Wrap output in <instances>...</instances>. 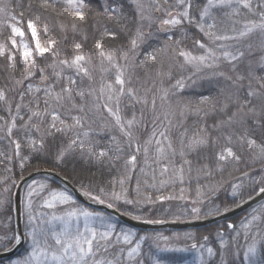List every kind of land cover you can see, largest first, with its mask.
<instances>
[{
  "label": "trees",
  "instance_id": "1",
  "mask_svg": "<svg viewBox=\"0 0 264 264\" xmlns=\"http://www.w3.org/2000/svg\"><path fill=\"white\" fill-rule=\"evenodd\" d=\"M48 4L0 0V44L6 48L0 55V91L4 94L0 99V251L16 239V186L26 174L39 169L59 172L96 201L144 222L208 218L242 204L264 188V68L251 75L246 72L242 80L227 81L230 87L226 88L216 80V66L205 68L206 79H199L201 74L195 75L187 59L205 54L204 44L214 35L212 27L201 28L207 0H152L149 20L135 0H76L72 4L48 0ZM77 12L83 14V21ZM156 12L162 18L178 15L183 21L164 32ZM29 20L41 47L50 49L43 55L35 53L34 65L26 64L11 43L20 39L11 32L10 25H14L33 44ZM134 50L121 68L125 87L134 95L120 98L118 125L103 107L111 105L106 85L115 82L114 73L95 69L90 77L67 67L78 56L98 59ZM10 55L15 59L9 60ZM192 76L197 80H191ZM74 79L76 83H70ZM192 82L196 84L190 86ZM65 88L72 90L71 101L66 98L58 105L53 97ZM53 109L59 112L55 121ZM37 112L40 115L34 116ZM129 120H133L131 128ZM35 181L47 182L37 198L36 212L47 193L64 188L49 178ZM72 199L54 213L78 207L97 211ZM26 200L25 188V234L31 221ZM263 208L264 201L234 218L196 229L140 232L152 236L191 232L195 246L212 250L203 264H248L245 254L254 242L260 243L264 258ZM254 215H260L259 220L244 230ZM41 240L48 242L50 237ZM131 249L132 244L123 243L116 231L105 248L94 246L96 255L87 264L96 260L155 264L154 248L148 242L137 253Z\"/></svg>",
  "mask_w": 264,
  "mask_h": 264
},
{
  "label": "rangeland",
  "instance_id": "2",
  "mask_svg": "<svg viewBox=\"0 0 264 264\" xmlns=\"http://www.w3.org/2000/svg\"><path fill=\"white\" fill-rule=\"evenodd\" d=\"M153 1L155 2L156 0ZM254 1L256 0H231L230 5H220L218 0H213L215 6L209 7L207 0L202 13L201 28L212 27L214 35L210 37L208 43L204 44L205 54L190 55L187 58L192 63L195 75L201 74L199 79H206L208 73H205V68L216 66V80H221L225 87L229 88L227 81L242 80L246 77V72L251 75L255 70L264 68V28L259 27L264 25V0L258 6L253 7L252 3ZM75 2L76 0H73V3ZM135 2L138 4L140 13L145 16L144 19L149 20L148 6L152 0H135ZM244 3H247L249 7H244ZM258 7H261V10ZM156 14L160 22H158L159 26L163 28L164 32H169V30L179 26L183 21L178 15H166L165 18H162L160 13L156 12ZM254 16H257V18H254ZM172 18L180 20V23H163L165 20ZM248 28H251L252 31H247ZM241 32H246V35L241 36ZM216 37H234V39H216ZM149 39L153 40L154 37ZM35 43L33 40L32 44L27 39V36L24 35L19 40H16L15 49L21 52L23 58H25L24 52L31 50L32 56L27 58L30 61L34 59L35 53L39 54L38 51H35ZM25 45H27V48H25ZM133 53H135V50L133 52L129 51L128 54L123 51V53L121 52L122 55L119 56L114 53L105 54L103 58L99 57L98 59L95 57L90 59L83 56L84 59L79 61V66L87 69L86 75L89 74L90 77L91 72L95 69L96 71H106V75L108 72H113L115 82L110 83L112 91L109 92L107 89L108 95L106 97L108 98L111 95L113 100H115L113 94L116 91L119 92L118 89L120 87L116 84V76L123 73L122 65L124 66V63L130 58V54ZM225 53H228V55L226 56ZM240 53H243V55L241 56ZM232 56H236L237 59L233 60ZM67 68L79 71L78 67L73 63ZM81 73L85 74L84 72ZM191 80H197V77L193 78L192 76ZM194 84L196 83L192 82L190 86ZM101 92L103 93V91ZM125 94L129 95L126 87L124 94H115L119 99V103L122 101L120 98ZM113 100H108L112 107ZM113 109H115V106ZM46 185L47 182L33 181L26 186V213L31 220L29 223L30 229H28L30 231L26 232V235L29 236L28 242L21 256H17L5 263L0 262V264H25V262L27 264H74L70 259L72 250L70 249L68 253H65L64 247L78 236L81 237L80 243L82 246L87 247L83 238L91 239L92 232L96 233L93 249L97 245L105 248L110 236L116 231L117 237L123 243L132 244V253L139 252L142 246L148 242L154 248L156 255L155 264H203L212 255L211 248L206 245L195 246V243L191 242L194 239L191 236V232L171 235L156 234L152 236L126 224L120 225L118 220L109 214L101 211H91L85 207H78L73 211H62L63 209H61L58 213H54L56 209L69 203L71 204L73 200L72 195L62 189L51 190L47 193L48 198L46 199V195L42 198L39 202L38 210L35 212L38 203L37 198L43 194ZM60 194L70 197V199H62ZM33 196L34 198H32ZM84 213H89L90 215L85 216ZM253 217H256V219H253ZM259 217L260 215H254L251 220H247L244 230L259 220ZM105 234H107L106 238H102ZM44 236H49L50 240L42 243L47 241L41 240ZM57 238L61 239V244L56 243ZM34 241L39 243H34ZM259 245V242H254L249 247H255L256 249L254 258L248 253L249 248L247 249L248 258L246 260L248 264H252L253 259L256 260L257 264L264 261ZM171 255H175V259H167Z\"/></svg>",
  "mask_w": 264,
  "mask_h": 264
},
{
  "label": "water",
  "instance_id": "3",
  "mask_svg": "<svg viewBox=\"0 0 264 264\" xmlns=\"http://www.w3.org/2000/svg\"><path fill=\"white\" fill-rule=\"evenodd\" d=\"M38 178H49L60 184L66 191H68L77 201H79L83 205L94 210L109 214L116 218L118 221L134 229L144 231L188 230L206 227L214 223H218L243 214L244 212L250 210L254 206L264 201V192L260 191L242 204L209 218L176 222H144L124 214L115 207L96 201L95 199L84 193L82 190H80L76 185H74L69 179L61 175L59 172L51 169H39L26 174L17 184L14 195L16 239L10 247L3 251H0V261L15 258L25 247L26 237L23 230L22 221V194L25 187Z\"/></svg>",
  "mask_w": 264,
  "mask_h": 264
},
{
  "label": "snow or ice",
  "instance_id": "4",
  "mask_svg": "<svg viewBox=\"0 0 264 264\" xmlns=\"http://www.w3.org/2000/svg\"><path fill=\"white\" fill-rule=\"evenodd\" d=\"M72 2H73V0H68V3L69 4H72ZM218 2H219L220 5H223V4H229L230 5L231 4V0H218ZM208 5H209V7L215 6L213 4V0H208ZM43 6H45V7L50 6L48 4V0H43ZM81 6L82 5H77V7H81ZM244 7H249V5L247 3H244ZM184 15H187V13H184ZM77 17L81 21H83L85 19V17L83 16V14L80 13V12H77ZM163 23L164 24H177V23H180V20H178L176 18H172L170 20H165ZM10 27H11V32H12V34L14 36H17V35L20 36V37H23L24 36V31L21 28H18V27L14 26V25H10ZM27 27H28V29L31 32L32 39L36 42L35 43V47H36V50L38 51V53L40 55H43L44 53L48 52L50 49L49 48H46V47H41L39 41L37 40V38H36V27L34 26L32 20H29L27 22ZM75 27L76 26L73 25V29H75ZM259 27L264 28V25H260ZM247 31H252V29L251 28H248ZM240 35L241 36H244V35H246V32H241ZM216 39H234V37H216ZM11 43H12V46L13 47L16 46V40L15 39H13L11 41ZM77 47H80V46L77 45ZM201 47H203L202 44H201ZM25 48H27V45H25ZM5 51H6L5 46L3 44H0V55H4L5 54ZM182 55H183V53H182ZM225 55L227 56L228 53H225ZM240 55L242 56L243 53H240ZM24 56L26 58V61H25L26 64L28 62H30L33 65L36 63L35 59H31L30 61L27 59V58H30L32 56V51L31 50H26L24 52ZM8 58H9V60H14L15 59V57L14 56H11V55ZM231 58L233 60L237 59L236 56H232ZM83 59H84L83 56H78L73 61V64H75L78 67V69H79L80 72H84L85 74H87V69H84V68H82V67L79 66V61H82ZM201 59H203V58H201ZM63 63H67V61H64ZM12 66L14 67V64ZM70 83L75 84L76 81L75 80H70ZM116 84L120 86L119 89H118L119 93L120 94H124L125 93V84H126V81L122 78V74L116 76ZM106 87H107V89H108L109 92L112 91V85L111 84L106 85ZM71 91L72 90L70 88L63 89L61 93H58V94H56L53 97L54 102L59 105L66 98L69 101H71ZM127 93L130 96L134 94L133 90L130 89V88L127 89ZM65 94H67V95L65 96ZM79 95L82 96L83 93H79ZM248 95L249 96H252V95H254V93L249 92ZM3 98H4V94H3L2 91H0V99H3ZM108 100L109 101L113 100V97L111 95H109L108 96ZM154 103L155 102L153 101V104ZM45 104L46 105L48 104V101L47 100L45 101ZM116 106H117L116 107V110L114 111L113 107L110 104L105 103L103 105V107L105 108V110L109 114H111V115H113L115 117L116 123L118 125H120L121 118H120V115L118 114L119 113V99L118 98L116 99ZM33 115L34 116H38V115H40V113H38V112L37 113H33ZM51 117H52L53 121L57 120L59 118V112L56 109H53L52 112H51ZM76 124L77 125H80L81 124L80 119H76ZM132 124H133V120H129L127 122V126L129 128H131ZM52 127H56L55 123L52 124ZM57 131H60V129H57ZM121 131L122 132L124 131V126L123 125H121ZM127 134L130 135V133H127ZM155 135H156V133L153 132V136H155ZM159 135L160 136H163L165 139L168 138L167 135H166V132H160ZM201 142L202 141H194V143H201ZM72 143H75V141H73ZM157 143H159V141H157ZM170 146L171 145L169 144V147ZM137 150H139V149H137ZM145 151L147 152V149H145ZM159 151H163V149H159ZM229 154L231 155V152L230 151H229ZM100 155H104V153L101 152ZM220 158L221 159H224L223 156H221ZM135 160H136V157L135 156H132L131 157V161L132 162H135ZM261 191L264 192V188H262ZM60 195H61V198L62 199H65V200L66 199H70V197L64 196L63 194H60ZM84 215L87 216V215H90V214L89 213H84ZM253 219H256V217H253ZM106 235L107 234H105V236L102 237V238H106ZM80 239H81V237H79V236L73 238V241L72 242H69V243L66 244V246L64 247V251H65V253H68L70 249L72 250L71 251V254H70V259H71V261L74 262V264H87L88 258L89 257H95V255H96V252L93 249V241L96 239V233L95 232H92L91 233V239L83 238L84 239V243L87 245V247L82 246V244L80 243ZM34 243H37L38 244L39 242L38 241H34ZM56 243L57 244H61V239L60 238H57L56 239ZM33 251L35 252V250H33ZM248 253H250L251 256L254 258L256 256V249H255V247L249 248ZM248 253L245 254L246 255V258H248ZM25 264H27V262H25ZM94 264H104V261L103 260H96V261H94ZM108 264H112V262L111 261H108ZM252 264H257V262H256L255 259L252 260ZM260 264H264V261H261Z\"/></svg>",
  "mask_w": 264,
  "mask_h": 264
}]
</instances>
